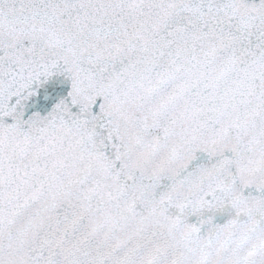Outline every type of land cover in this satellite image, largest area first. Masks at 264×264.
Returning <instances> with one entry per match:
<instances>
[{
  "label": "snow or ice",
  "instance_id": "snow-or-ice-1",
  "mask_svg": "<svg viewBox=\"0 0 264 264\" xmlns=\"http://www.w3.org/2000/svg\"><path fill=\"white\" fill-rule=\"evenodd\" d=\"M0 264H264V0H0Z\"/></svg>",
  "mask_w": 264,
  "mask_h": 264
}]
</instances>
